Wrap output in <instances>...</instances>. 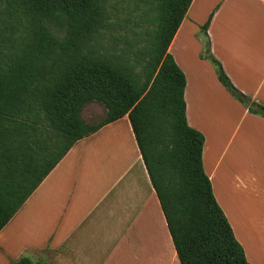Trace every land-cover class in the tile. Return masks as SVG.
Segmentation results:
<instances>
[{"label":"trees","instance_id":"16d2710c","mask_svg":"<svg viewBox=\"0 0 264 264\" xmlns=\"http://www.w3.org/2000/svg\"><path fill=\"white\" fill-rule=\"evenodd\" d=\"M193 0H0V231L81 139L128 115L181 264H250L187 119L169 46ZM220 82L254 114L264 104ZM92 102L106 111L87 121ZM12 264H36L28 256Z\"/></svg>","mask_w":264,"mask_h":264},{"label":"crops","instance_id":"0c3cea01","mask_svg":"<svg viewBox=\"0 0 264 264\" xmlns=\"http://www.w3.org/2000/svg\"><path fill=\"white\" fill-rule=\"evenodd\" d=\"M264 104V0H193L169 52L187 79L189 124L205 136L215 197L250 264H264V117L220 82ZM256 166V168H254ZM263 171V172H262ZM181 264L128 115L78 141L0 231V264Z\"/></svg>","mask_w":264,"mask_h":264},{"label":"rangeland","instance_id":"374dc122","mask_svg":"<svg viewBox=\"0 0 264 264\" xmlns=\"http://www.w3.org/2000/svg\"><path fill=\"white\" fill-rule=\"evenodd\" d=\"M229 92V91H228ZM232 95V94H231ZM233 96V95H232ZM236 100H238L235 96H233ZM239 101V100H238ZM241 102V101H239ZM242 103V102H241ZM243 104V103H242ZM245 106V104H243ZM246 107V106H245ZM247 108V107H246ZM105 107L98 103V102H92L87 104L83 111H82V115L83 117L90 122H95L98 121L100 118H102L105 114ZM252 162L256 165L258 163L259 168H261V170H264V156L259 155L258 158H253ZM254 168H256V166H254ZM263 172V171H262ZM261 178L264 179V172L263 174H261ZM264 182V181H263Z\"/></svg>","mask_w":264,"mask_h":264}]
</instances>
